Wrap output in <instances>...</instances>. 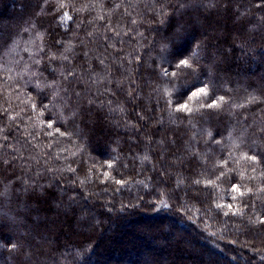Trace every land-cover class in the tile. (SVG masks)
Masks as SVG:
<instances>
[{
  "label": "trees",
  "instance_id": "obj_1",
  "mask_svg": "<svg viewBox=\"0 0 264 264\" xmlns=\"http://www.w3.org/2000/svg\"><path fill=\"white\" fill-rule=\"evenodd\" d=\"M0 264H264V0H0Z\"/></svg>",
  "mask_w": 264,
  "mask_h": 264
},
{
  "label": "snow or ice",
  "instance_id": "obj_2",
  "mask_svg": "<svg viewBox=\"0 0 264 264\" xmlns=\"http://www.w3.org/2000/svg\"><path fill=\"white\" fill-rule=\"evenodd\" d=\"M176 67H183V68H190L191 65L189 64V61L187 59H180L178 61V64L176 65ZM166 75L168 74L167 72L165 73ZM171 75L175 76L176 72L171 73ZM50 86V85H49ZM201 95L203 96H207L208 93L206 91V89L204 87H198L197 86V90L195 91H191V97H200ZM220 100H223V97L220 98ZM218 101L213 99L211 103H209L207 106L208 107H216L218 105ZM182 108L187 110V105H181ZM251 160L256 161L257 157L256 156H252L250 157ZM117 183H123V181H117ZM234 192H238L241 196L244 195V193L240 190L239 185H236L233 187L232 189ZM250 191V190H249ZM229 207H231V205H229Z\"/></svg>",
  "mask_w": 264,
  "mask_h": 264
}]
</instances>
